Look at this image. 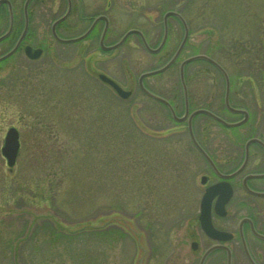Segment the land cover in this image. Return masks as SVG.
<instances>
[{
	"label": "rangeland",
	"instance_id": "1",
	"mask_svg": "<svg viewBox=\"0 0 264 264\" xmlns=\"http://www.w3.org/2000/svg\"><path fill=\"white\" fill-rule=\"evenodd\" d=\"M13 1L20 13L24 0ZM111 1L105 41L136 26L152 46L161 36L160 13L185 5L190 33L178 59L193 53L216 59L230 76L232 104L250 112L235 129L198 114L196 138L211 145L220 162L230 151L239 161L248 136L264 139V0ZM103 2L72 0L66 21L75 34L87 25L77 18L80 10L93 15ZM65 8L66 0H30L28 36L43 53L21 58L20 67L11 66V81L0 84V146L8 126L23 134L11 170L0 151V264H194L169 254L159 226L190 212L200 191L191 182L206 163L165 106L137 86L142 71L171 55L180 31L168 36L159 53L147 51L136 34L102 51L100 25L86 51L57 43L50 32ZM178 64L146 76L145 85L180 97ZM98 72L131 94L118 96ZM185 77L191 108L209 105L225 119L239 116L223 108L224 79L214 65L192 61ZM154 239L164 252L159 257L150 254Z\"/></svg>",
	"mask_w": 264,
	"mask_h": 264
},
{
	"label": "flooded vegetation",
	"instance_id": "2",
	"mask_svg": "<svg viewBox=\"0 0 264 264\" xmlns=\"http://www.w3.org/2000/svg\"><path fill=\"white\" fill-rule=\"evenodd\" d=\"M9 1L11 3V8L6 0L0 3V84L11 81V66L14 67V69H16L17 65L20 67L19 65H21L22 62L21 58L24 59V57H26L24 47L27 44H30L33 47H40L42 50L44 49L41 45L34 46L30 43V38L28 36L29 24L28 28L24 30L27 22L24 7L21 9L20 13H18L15 10L17 2L13 0ZM111 4V0H104L101 8L93 15L84 14L83 10H80L77 14V18L79 20L82 19L83 22L87 23V25L75 34L73 25L71 26L66 21L68 20L73 8L71 0V10L69 15L64 20L58 22L55 26L56 35L58 37L71 38L81 35L89 28L95 17L99 15L106 16L107 21L106 18H99L94 22L89 32L80 40L64 43L55 38L56 42L61 43L64 46L76 43L78 44V47L81 46L84 50L89 51L91 41L93 37L96 36L98 27L101 25L97 42V45L100 48L99 40L101 33L107 24L103 43L105 45L116 43L118 38L110 43L105 41L108 35V30H110V18H108L106 10L109 8L111 9ZM184 7L185 5L180 6L179 8L177 5H174V7L168 8L160 13V20L157 21L159 27H161L160 35L163 34V30L165 28L167 31V38L169 35L171 36L177 31H180L182 37L185 26L188 25L187 20L183 15ZM167 10H175L178 14L175 13L164 18L163 15ZM63 12L56 15L53 19L62 15ZM150 18L151 17L148 16L145 17L147 20ZM130 28L139 29L146 37L145 30L136 26H132ZM133 34L137 35L140 43L142 44L138 33L135 32ZM81 42L83 43L82 45H80ZM187 42L188 39L185 45H187ZM178 44L176 46H178ZM17 57L20 59H17ZM179 96L180 97H178V94L174 92L171 96L165 97L174 108L177 116L184 114L185 109L183 92H181ZM159 103L162 104L161 102ZM177 105L182 106L181 112L176 109ZM187 105L189 110L188 112L190 113L193 109L191 108L189 94H187ZM166 110L169 112L168 108H166ZM169 116L171 117L170 113ZM187 117L188 115L183 121L178 122L179 125L175 127H180L183 130L188 131ZM195 117L196 116L191 119V126L194 131V127L196 126L194 122ZM171 119L173 118L171 117ZM173 121L177 122L174 119ZM18 138L21 145L23 141V134L19 129ZM198 142L211 157L216 168L223 173L222 176H229L222 177L220 174L215 172L200 152V149L191 141V147L193 150L197 152L203 160H205L207 170L198 173V176L195 175L192 179L191 183L193 187L191 188L195 191H200L199 197L195 200L196 202H193L189 206L190 212L181 215L178 220H170L169 224L164 226V228L159 226L160 230H163L161 237H165L171 246L172 251L169 254H173L176 257L192 258L194 260V264H264V203L259 200L264 198V195L250 192L248 190L251 189L258 192H264V175L249 176L255 173H264V146L255 142L250 144L246 163L240 171L234 173V170L242 163L245 153L244 146H242L239 161L233 162V152L231 154L230 151V153L227 152V155H225L221 160L222 162H220L218 157L214 154L213 147L211 145L209 146L200 140ZM196 178H198V184L195 182ZM222 180H225L230 185L232 195L223 207L216 202L217 196L211 200L207 206L209 212L208 224V221L204 216V220L200 218L201 197L208 186ZM155 241L156 239H154L153 243L149 245L150 248L153 249L150 254H154L155 257H159L158 255L164 252L160 250L161 245L157 244V242L155 243ZM155 264L159 263L157 262Z\"/></svg>",
	"mask_w": 264,
	"mask_h": 264
},
{
	"label": "water",
	"instance_id": "3",
	"mask_svg": "<svg viewBox=\"0 0 264 264\" xmlns=\"http://www.w3.org/2000/svg\"><path fill=\"white\" fill-rule=\"evenodd\" d=\"M1 1V0H0ZM29 0H26L25 1V4H24V10L26 11V5L28 3ZM69 12V7L67 9V11L65 12L64 15H62L60 18H58L57 20H55L52 25H51V29H52V32L55 34V31H54V27H55V24L64 19L67 14ZM170 13H173L172 11H169L166 13V15L170 14ZM26 26L27 24L25 25L24 27V30L26 29ZM138 32L140 33L138 30L136 29H130L128 31H126L123 36L115 43V44H112L110 46H105L103 45L102 43V39H103V33H102V37L100 39V45L102 47V49L104 50H107V49H112L114 48L115 46H117L118 44H120L125 38L127 35H129L131 32ZM85 34H82L78 37H75V38H68V39H61V41H65V42H69V41H73V40H76L78 38H81L83 37ZM141 35V33H140ZM142 37V35H141ZM185 38H186V34L183 38V40L181 41L179 47L177 48V50L175 51V53L172 55V57L164 64L162 65L161 67H158L156 69H152V70H149V71H144L142 72L139 77H138V83H139V86L140 88L149 96L159 100V101H162L163 103H165L166 105H168V107L170 108L171 110V113L173 115V117L176 119V120H182L185 115L187 114V106H186V109H185V113L183 116L181 117H177L175 116L172 108L170 107V104L168 103V101L166 99H164L163 97L153 93L152 91L148 90L143 84H142V79L144 76L146 75H150V74H154L156 72H160L162 70H164L165 68H167L173 61L174 59L177 57L178 53L180 52L181 48H182V45L185 41ZM142 40L146 46V48L151 51V52H157L161 46L163 45L164 43V40H165V33L163 35V38L160 42V44L156 47V48H152V47H149L146 43V41L144 40V38L142 37ZM40 50L39 49H35L33 53H30V47L29 46H26V53L30 56V57H36L38 56ZM197 58H204V59H207L208 61H210L211 63H213L223 74H224V77H225V82H226V85H225V95H224V103H225V106L227 107V109H229L230 111H233V112H241L243 113L244 117L239 120V121H235V122H228L226 120H224L222 117H220L219 115L213 113L212 111L206 109V108H197L195 110H193L190 114H189V117H188V129H189V132H190V135L193 139V141L196 143V145L198 146L193 134H192V130H191V126H190V122H191V118L193 115L199 113V112H202V113H205V114H208L209 116L213 117L214 119L220 121L222 124L226 125V126H233V125H237V124H240L242 123L248 116L247 114V111L244 110V109H241V108H235V107H232L229 102H228V77H227V74L226 72L224 71V69L216 62L214 61L212 58L204 55V54H196V55H193V56H190V57H187L185 58L184 60L181 61L180 63V68H179V77H180V81L183 85V93H184V97H185V101H186V87H185V84H184V77H183V66L185 63L189 62L190 60H193V59H197ZM99 77L101 80L105 81L106 83L110 84L114 89L115 91L122 97H127L129 94H130V90H125L123 89L118 83H116L113 79H111L110 77H108L107 75L103 74V73H100L99 74ZM251 142H259L261 144L262 141L260 139H258L257 137H250L247 139V141L245 142V157H244V161L243 163L241 164V166L236 169L234 171L235 172H238L239 170H241L242 166L244 165V163L246 162V159H247V156H248V145L251 143ZM199 147V146H198ZM18 148H19V142H18V135H17V131L14 127H10L7 131H6V134H5V137H4V143L1 147V152L2 154L6 157V161H7V164L9 166H12L15 162V159H16V156H17V152H18ZM200 151L202 152V154L205 156V158L208 160V162L214 167V169L216 170L212 160L210 159V157L205 153V151L199 147ZM217 171V170H216ZM259 175H263V174H258L257 176ZM226 176H229V175H226ZM223 182H219L213 186H210L207 188V190L204 192L203 194V197H202V201H201V205H202V209H203V216L206 218L207 217V221L209 222V212H208V204L211 202L212 198L217 195V203L223 207V205L226 203V201L228 200L230 194H231V190L230 188L226 185V186H223L222 185ZM226 187V191H223V189H225ZM228 189V190H227ZM251 192H254V193H257V194H264V193H261V192H255V191H251ZM205 206V207H203ZM221 207V208H222ZM206 208V209H205ZM202 217V220H204Z\"/></svg>",
	"mask_w": 264,
	"mask_h": 264
}]
</instances>
